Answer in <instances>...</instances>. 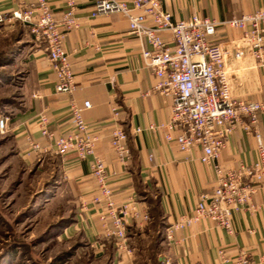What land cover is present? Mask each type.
I'll return each instance as SVG.
<instances>
[{"label": "crops", "instance_id": "crops-1", "mask_svg": "<svg viewBox=\"0 0 264 264\" xmlns=\"http://www.w3.org/2000/svg\"><path fill=\"white\" fill-rule=\"evenodd\" d=\"M119 1L131 5L133 0ZM49 2L56 19H61L69 2L75 4L78 26L66 35L64 42L74 73L72 96L80 106L90 102L91 108L84 111L83 118L90 135L97 139L96 154L106 165L115 203L117 206L130 203L132 214L128 226L131 253L119 254L112 239L98 240L104 224L100 218L103 208L93 203L97 182L91 174V158L80 160L75 152L60 156L53 140L40 132L38 118L45 114L50 132L56 136L69 134L71 111L69 97L56 92L57 79L45 44L29 33L22 50L25 68L22 97L15 105L17 110L12 109L7 133L26 166L50 157L58 159L62 178L78 206L74 222L63 231L65 239L80 238L91 249L93 258L110 264H136L140 255L137 244L155 233L162 239L160 260L165 264H219L222 256L232 259L241 251L249 254L253 264H264V196L261 194L254 197L250 206L233 214V232L205 219L175 231L173 241L166 239L169 227L182 215L192 216L203 196L213 194L217 186L215 171L201 161V148L184 152L175 142L166 140L167 134L173 137L179 134L167 128L172 117V101L155 90L158 79L143 59V51L151 47L130 33L128 20L121 14L94 17V0ZM162 3L175 21L198 15L220 22L264 9V0H162ZM16 7L14 0H0L3 10ZM17 26L27 30L22 24ZM15 27L3 29L15 30ZM26 30L24 33L29 31ZM241 38L240 31L220 27L212 41L232 50ZM226 66L234 98L264 101V68L257 67L250 56L236 60L233 53L227 58ZM116 107L118 121L113 117ZM116 127L128 135L131 157L127 165L119 161L110 145ZM256 127L264 139V113L259 115ZM30 140L38 143L42 151L34 152ZM256 149L254 136L240 126L229 137L217 164L223 169L253 164ZM108 225L111 227L110 220Z\"/></svg>", "mask_w": 264, "mask_h": 264}, {"label": "built area", "instance_id": "built-area-1", "mask_svg": "<svg viewBox=\"0 0 264 264\" xmlns=\"http://www.w3.org/2000/svg\"><path fill=\"white\" fill-rule=\"evenodd\" d=\"M14 1L17 2L16 8H0V29L22 24L43 42L56 75V92L69 97V134L56 136L50 132L45 114L38 118L40 132L53 140L60 156L75 152L80 160L91 158V174L97 182L93 203L103 208L100 217L103 230L97 238L112 239L119 254L131 253L128 238L131 204L117 206L115 203L106 165L96 154L97 139L90 135L89 125L83 118L84 111H89L91 104L85 102L80 106L72 96L74 73L64 42L66 35L78 26L75 4L69 2L61 19H56L49 0ZM109 14L124 16L129 22L130 33L151 47L143 51L144 63L158 79L155 90L172 101V117L167 128L179 131L176 137L167 134L166 140L175 142L184 152L201 148V161L212 166L216 174L217 186L213 194L203 196L192 216L182 215L169 227L166 239L173 241L175 231L205 219L233 232V214L250 206L255 196H264V139L256 127L259 115L264 113V101L234 98L226 60L232 53L236 60L250 56L257 67L264 68V9L220 22L198 15L175 21L163 8L162 0H133L131 5L119 0H94V17ZM220 27H230L242 33L239 44L232 49L234 52L212 41ZM166 34L169 39H165ZM113 117L118 121L117 107L113 109ZM240 126L256 140V161L223 169L217 159L229 137ZM8 127L9 119L0 117V132H7ZM29 143L34 152L42 151L38 143L32 140ZM110 145L119 161L127 165L131 151L128 135L122 128L116 127L112 131ZM85 207L83 205L82 209ZM145 220L149 217L145 216ZM219 264L253 263L249 254L241 251L232 259L222 256Z\"/></svg>", "mask_w": 264, "mask_h": 264}, {"label": "rangeland", "instance_id": "rangeland-1", "mask_svg": "<svg viewBox=\"0 0 264 264\" xmlns=\"http://www.w3.org/2000/svg\"><path fill=\"white\" fill-rule=\"evenodd\" d=\"M24 30L0 29V117H7L9 123L22 97V50L31 34ZM14 143L7 132H0V264H106L93 258L80 238L67 240L63 235L78 206L58 159L26 166ZM161 242L157 233L139 242L136 264H165L159 259Z\"/></svg>", "mask_w": 264, "mask_h": 264}, {"label": "trees", "instance_id": "trees-1", "mask_svg": "<svg viewBox=\"0 0 264 264\" xmlns=\"http://www.w3.org/2000/svg\"><path fill=\"white\" fill-rule=\"evenodd\" d=\"M73 222H74V221H72L71 223H73ZM71 223H70V224H71ZM65 228H66V227H65ZM65 228H64V229H65ZM64 229H63L62 231H64ZM160 237H161V236H160ZM159 259H160V258H159ZM2 260H3V259H2ZM106 264H110V263H109V262H106Z\"/></svg>", "mask_w": 264, "mask_h": 264}]
</instances>
